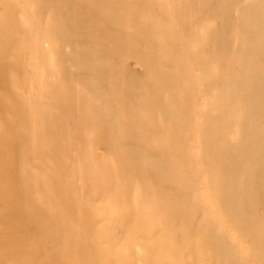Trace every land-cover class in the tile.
Returning <instances> with one entry per match:
<instances>
[{"label":"rangeland","instance_id":"obj_1","mask_svg":"<svg viewBox=\"0 0 264 264\" xmlns=\"http://www.w3.org/2000/svg\"><path fill=\"white\" fill-rule=\"evenodd\" d=\"M262 50L264 0H0V233L20 264H264V204L228 209L214 163L242 145L253 188Z\"/></svg>","mask_w":264,"mask_h":264},{"label":"bare ground","instance_id":"obj_2","mask_svg":"<svg viewBox=\"0 0 264 264\" xmlns=\"http://www.w3.org/2000/svg\"><path fill=\"white\" fill-rule=\"evenodd\" d=\"M256 17L257 15L255 16V18ZM58 37L62 39L63 36L61 35V33H58ZM64 40H67L68 42H72L71 36H64ZM225 47L226 46H224V48ZM248 52L251 53V51H248ZM249 53L248 55H246V60H245L246 62H248L247 59H248ZM261 53H264V50H262ZM107 54L110 55L109 53ZM107 54H106V57H109ZM107 60H111V59L108 58ZM233 60H234L233 57H230V61H233ZM230 61H229V64H231ZM103 75L112 76L115 79L118 78V74L114 75L110 71H107V69L103 71ZM80 77H83V76L80 75ZM236 85H237V88H240L245 93H247L248 90L251 88L249 85L243 84L241 81L237 82ZM257 89H259L258 86H257ZM173 99L174 98L172 97L171 101H173ZM250 104H251V101L249 103V108H251L252 106V104L251 106ZM173 105L175 107L179 106L178 102L176 101L173 102ZM170 113L171 111H168L165 109L162 112L163 119L166 123L168 122L167 120L170 118L169 116ZM104 130H106V133H105L106 137H110V138L113 137V134H114L113 132H110L106 128L102 129V131ZM243 150H244V147L242 145H239L238 147H234V148H231V147L226 148L223 151V153L220 154L219 156L215 155L216 160L214 163L222 166V171L218 172L216 179H219L225 183V187L223 188L225 189V193L224 192L222 193L228 199L227 204H226L228 209H231V208L233 209L237 207L238 205H240V202H243V201L244 202L251 201L250 203H253L255 201H258V202L260 201L261 203L264 204V145L258 148L261 155L259 154L260 156L258 155L257 157L250 159V162L258 163V167L255 168V170L249 174L251 177H253V180H254L253 188L251 190L247 189L245 191H241L240 189L242 188V186L243 187L245 186L244 179H243L245 175H244V172L241 171L240 167L238 166V163H240L244 157L242 154ZM145 173H146V176L150 177L151 179L155 181L154 185L157 186V189L161 188L162 186L165 188L170 186L169 181H167V179L165 178L166 174L169 172L167 171L164 172L162 168L153 165L152 167H149ZM137 174H139V171L137 172ZM250 203H248L247 205H249ZM251 211L252 210L249 208L245 210V212H247V215L249 217H251ZM259 229L256 228V231L259 232V235L257 236V240H263L264 239V228L261 226V228ZM13 233L14 232L12 231L10 226L5 232L0 233V240L2 243H4L7 246L6 251H8L7 255H5L3 258H0V264H20L22 260L20 257H17L16 255L12 254V252H14L16 247L19 246V241L17 237L13 235ZM246 234L248 236H253V234L247 230H246ZM261 247L262 249H259V250L262 253H264V245H262Z\"/></svg>","mask_w":264,"mask_h":264}]
</instances>
